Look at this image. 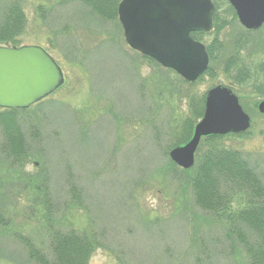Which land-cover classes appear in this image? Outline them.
Instances as JSON below:
<instances>
[{
    "label": "rangeland",
    "instance_id": "rangeland-1",
    "mask_svg": "<svg viewBox=\"0 0 264 264\" xmlns=\"http://www.w3.org/2000/svg\"><path fill=\"white\" fill-rule=\"evenodd\" d=\"M213 1L230 23L218 40L203 31L216 57L210 72L188 81L130 46L118 14L103 17L85 0H0V19L14 2L26 14L21 45L45 47L65 76L28 107L0 106V264H40L31 245L51 259L57 231L97 240L88 264H242L229 211L196 200L192 177L206 143L189 168L170 155L193 136L203 116L195 119L193 107L209 88L232 85L251 126L219 144L241 151L264 184V24L246 29L229 0ZM243 66L249 78L240 81ZM188 121L194 127L184 142ZM238 190L232 211L248 206Z\"/></svg>",
    "mask_w": 264,
    "mask_h": 264
},
{
    "label": "water",
    "instance_id": "water-1",
    "mask_svg": "<svg viewBox=\"0 0 264 264\" xmlns=\"http://www.w3.org/2000/svg\"><path fill=\"white\" fill-rule=\"evenodd\" d=\"M241 23L258 29L264 23V0H229ZM213 0H121L118 15L127 42L133 48L173 68L188 81H195L209 67L206 44L192 31L213 27ZM55 58L41 45H0V106L28 107L52 93L64 81ZM264 113V99L258 104ZM251 116L239 96L225 84L209 88L203 116L193 136L170 150L174 161L185 168L195 164V154L204 136L243 132Z\"/></svg>",
    "mask_w": 264,
    "mask_h": 264
},
{
    "label": "trees",
    "instance_id": "trees-1",
    "mask_svg": "<svg viewBox=\"0 0 264 264\" xmlns=\"http://www.w3.org/2000/svg\"><path fill=\"white\" fill-rule=\"evenodd\" d=\"M119 1L85 0V3L103 17L112 18L118 14ZM219 9L220 6L216 3L214 28L211 30L216 34L215 40L219 39L220 30L230 23L221 17L222 12ZM231 11L235 15V10L231 9ZM25 23L26 14L19 2L10 4L0 19V44L20 46L22 43H20L17 36L24 30ZM231 23H233V19ZM204 34L206 33L203 31L192 32V35L200 40H203ZM240 38L242 36L238 37L237 42L240 41ZM219 44L222 48V44ZM207 48L211 59L215 58L216 46L214 50L211 44H207ZM235 63L236 60L227 63L225 67L227 72ZM209 69L211 70V67ZM209 69L207 72H210ZM262 69L264 70V66ZM236 77L240 81H244L249 78V71L244 66L240 67ZM192 102L194 105L195 100ZM204 102L205 97L203 96L199 104L194 105L195 119L203 115ZM12 110L11 108V112ZM7 118L5 119L8 120ZM15 127L17 126L12 123L11 129L9 126H5L6 133L10 134L11 132L12 134ZM193 127L194 123L192 121H188L184 125L182 130L184 139L182 141L189 139L188 136L192 134ZM224 136L225 134H211L204 136L203 141L201 140L203 145L206 143L207 151L204 150L202 160L196 167L193 177L191 176L196 200L200 206L211 212L223 213V211H229L227 214L230 213L229 222L231 226H229L228 232L237 238L238 245L244 251L245 257L242 264H264V184L259 171L256 170L253 163H250L244 157L241 151L228 149L219 144V140ZM180 142H177V144ZM202 149L200 147L199 151ZM237 189H239L238 192L243 191L249 202L247 207L232 211L233 196L236 194ZM0 220L4 221L1 217ZM95 242L97 243V240L93 241L91 237L84 233L57 231L53 233L51 240V259L32 245L30 246V253L33 258L38 259L40 264H88L90 256L96 248Z\"/></svg>",
    "mask_w": 264,
    "mask_h": 264
},
{
    "label": "flooded vegetation",
    "instance_id": "flooded-vegetation-1",
    "mask_svg": "<svg viewBox=\"0 0 264 264\" xmlns=\"http://www.w3.org/2000/svg\"><path fill=\"white\" fill-rule=\"evenodd\" d=\"M238 17V16H237ZM238 19H239V17H238ZM239 21H240V19H239ZM240 23H241V21H240ZM242 24V23H241ZM243 25V24H242ZM244 26V25H243ZM263 26V25H262ZM261 26V27H262ZM245 27V26H244ZM260 27V28H261ZM246 29H249V30H256V29H250V28H247V27H245ZM223 84V83H222ZM225 85H227V84H225ZM229 87H231L234 91H235V89H234V86H232V85H228ZM236 92V91H235ZM237 93V92H236ZM239 96V95H238ZM239 99H240V96H239ZM240 101H241V99H240Z\"/></svg>",
    "mask_w": 264,
    "mask_h": 264
}]
</instances>
